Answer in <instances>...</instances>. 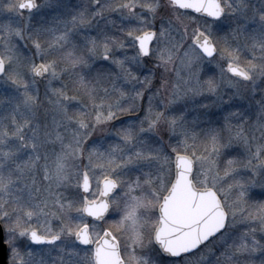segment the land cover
Instances as JSON below:
<instances>
[{
  "label": "snow or ice",
  "instance_id": "6c2138e0",
  "mask_svg": "<svg viewBox=\"0 0 264 264\" xmlns=\"http://www.w3.org/2000/svg\"><path fill=\"white\" fill-rule=\"evenodd\" d=\"M254 190L264 0H0V264H264Z\"/></svg>",
  "mask_w": 264,
  "mask_h": 264
},
{
  "label": "rangeland",
  "instance_id": "374dc122",
  "mask_svg": "<svg viewBox=\"0 0 264 264\" xmlns=\"http://www.w3.org/2000/svg\"><path fill=\"white\" fill-rule=\"evenodd\" d=\"M70 3L75 4V3H76V0H70ZM3 15H6V14H3ZM254 191L256 192V197H255V199H262V198H264V197H262V196L260 195L259 190H254ZM53 226L56 227L55 222H54ZM37 250H39V247L37 248ZM35 259L38 261V260L40 259V257L37 256Z\"/></svg>",
  "mask_w": 264,
  "mask_h": 264
},
{
  "label": "flooded vegetation",
  "instance_id": "af4514ba",
  "mask_svg": "<svg viewBox=\"0 0 264 264\" xmlns=\"http://www.w3.org/2000/svg\"><path fill=\"white\" fill-rule=\"evenodd\" d=\"M38 247H39V246H38ZM38 247H37V248H38Z\"/></svg>",
  "mask_w": 264,
  "mask_h": 264
}]
</instances>
